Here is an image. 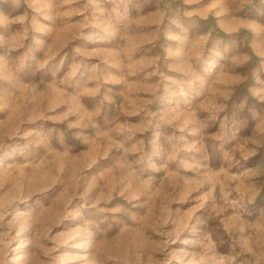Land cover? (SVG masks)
<instances>
[{
	"label": "rangeland",
	"instance_id": "1",
	"mask_svg": "<svg viewBox=\"0 0 264 264\" xmlns=\"http://www.w3.org/2000/svg\"><path fill=\"white\" fill-rule=\"evenodd\" d=\"M0 264H264V0H0Z\"/></svg>",
	"mask_w": 264,
	"mask_h": 264
}]
</instances>
